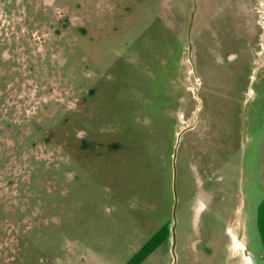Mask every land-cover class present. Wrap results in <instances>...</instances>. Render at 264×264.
<instances>
[{"label": "rangeland", "instance_id": "1", "mask_svg": "<svg viewBox=\"0 0 264 264\" xmlns=\"http://www.w3.org/2000/svg\"><path fill=\"white\" fill-rule=\"evenodd\" d=\"M263 131L264 0H0V264H264Z\"/></svg>", "mask_w": 264, "mask_h": 264}, {"label": "crops", "instance_id": "2", "mask_svg": "<svg viewBox=\"0 0 264 264\" xmlns=\"http://www.w3.org/2000/svg\"><path fill=\"white\" fill-rule=\"evenodd\" d=\"M259 151L257 164L255 165L254 161L249 162L252 164L250 166L257 167L256 174L250 170L243 178L244 187L242 186L240 192L235 195L236 217L230 222L234 230L230 234L233 245L240 249L255 242L264 246V131ZM206 197L210 201L209 196ZM200 204L202 209L203 203ZM242 259L249 257L246 255Z\"/></svg>", "mask_w": 264, "mask_h": 264}, {"label": "water", "instance_id": "3", "mask_svg": "<svg viewBox=\"0 0 264 264\" xmlns=\"http://www.w3.org/2000/svg\"><path fill=\"white\" fill-rule=\"evenodd\" d=\"M174 248V238H173V243H172V252H173V249Z\"/></svg>", "mask_w": 264, "mask_h": 264}]
</instances>
